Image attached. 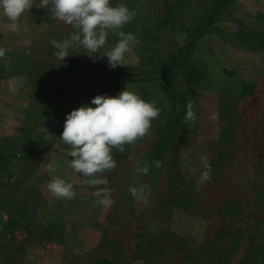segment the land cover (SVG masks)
Returning a JSON list of instances; mask_svg holds the SVG:
<instances>
[{"label": "rangeland", "instance_id": "rangeland-1", "mask_svg": "<svg viewBox=\"0 0 264 264\" xmlns=\"http://www.w3.org/2000/svg\"><path fill=\"white\" fill-rule=\"evenodd\" d=\"M215 1L112 0L135 10L133 28L126 24L123 30L138 38L124 65L115 68L106 56L96 59L79 45L58 59L51 41L75 29L50 9L37 7L40 0L22 14L14 31L0 10L6 50L0 57V136L37 135L103 94L110 80L149 75L165 54L184 45L188 25ZM176 3L183 11L175 7L176 20L149 32ZM257 12L264 13V0H233L224 9L216 27L172 73L174 104L158 80L129 82L112 94L127 87L161 108L148 133L124 145L114 168L93 176L76 172L59 136L19 192L1 202L0 264H240L252 246V232L264 229V48L252 49L233 34L255 23L250 15ZM119 38L109 30L105 49ZM245 84L254 85L251 93L244 92ZM189 103L195 119L186 120ZM163 104L175 112L178 132L169 154L153 160L149 150L158 138ZM35 108L42 122L27 129V112ZM203 157L211 165V179L201 184ZM145 164L146 175L137 171ZM57 176L73 183L75 200L48 189ZM101 177L108 183H91ZM140 185L146 186L143 200L130 191ZM105 188L114 200L110 206L101 203ZM231 200L238 203L223 215L219 209ZM17 220L21 226H10ZM256 241L264 245V235Z\"/></svg>", "mask_w": 264, "mask_h": 264}, {"label": "clouds", "instance_id": "clouds-1", "mask_svg": "<svg viewBox=\"0 0 264 264\" xmlns=\"http://www.w3.org/2000/svg\"><path fill=\"white\" fill-rule=\"evenodd\" d=\"M34 0H0V10L9 21L8 27L16 30L19 19L33 6ZM37 7L50 9L52 16L75 29L63 40L53 39L52 45L57 50L55 55L64 60L70 50L76 46L87 49L96 59L107 57L109 67L122 64L126 53L138 38L132 32H125L123 26L135 17V10L126 3L114 4L112 0H40ZM109 30L120 38L110 48L105 49ZM102 49H105L102 51ZM5 48L0 46V57L5 55ZM99 53L97 57L95 54ZM161 108L156 100H146L135 91L125 87L117 95L97 94L91 103L81 104L66 113V119L60 139L70 151L71 167L84 176H93L116 166L113 148L124 150L125 144L134 143L145 136L152 120L158 117ZM185 119H195L191 103L188 104ZM205 160V170L199 177L200 183L211 179V165ZM159 167V161L156 162ZM137 171L149 172L145 164ZM91 183L107 184V178L93 179ZM58 198L70 199L75 195L73 183L57 176L47 185ZM131 193L139 200L145 198L146 186L131 187ZM101 203L112 205L114 200L108 195L110 189H103Z\"/></svg>", "mask_w": 264, "mask_h": 264}, {"label": "trees", "instance_id": "trees-1", "mask_svg": "<svg viewBox=\"0 0 264 264\" xmlns=\"http://www.w3.org/2000/svg\"><path fill=\"white\" fill-rule=\"evenodd\" d=\"M232 2L233 0H216L213 5L206 10L207 12H205L203 18L190 23L188 25V35L184 41V45L177 48V50L172 53L165 54V57L162 58V61L158 64L155 71L147 76H129L127 79H112L104 93L112 95L119 87L129 82L136 83L158 80L169 90L171 102L174 104L175 84L172 81V73L177 67L184 65V63L190 59L200 39L207 32L212 31L216 27L224 9ZM175 7L181 9L182 5L178 3L170 5L166 15L160 19L153 28H148V31L152 33L156 29L160 31L163 26L167 27L170 22L175 21L177 16ZM181 12H183L182 9ZM250 17H254L255 23L252 20L249 26L241 25V27H237L233 35H235V38L241 43L250 46L252 49L264 48V13L257 12L254 15L251 14ZM127 24L133 28V21ZM0 46H3L1 35ZM252 86L254 85L245 84L244 92L251 93ZM87 103H91V99ZM36 111V108L28 110L27 113L29 114L26 116L27 119L24 120V124H27V129H31V127L38 124V122H42L40 119L42 116H37L35 114ZM163 112L164 118L161 123H159L155 132L158 138L149 150V156L153 160H161L169 154L173 148L175 135L178 132L179 121L175 112L167 111L164 108V104ZM48 115V112L45 111L44 116L47 118ZM63 126L64 122L58 125L56 124L47 130L40 131L37 135H29V133L24 132L14 136H0V207L4 205L1 202L10 198L13 193L19 192L24 179L31 177L32 172L37 168L42 156L53 147V144H55L57 138L62 133ZM112 151L116 163L119 162L120 158L123 156L122 151L117 148H113ZM237 203L238 200L228 201L222 205L219 212L223 215H228L229 212L235 208ZM64 206H68V204L65 203ZM10 226L19 227L21 226V222L20 220L11 222ZM47 228L51 229L52 226L50 225ZM26 230L30 235L35 232L30 224L26 226ZM263 235L264 229H256L252 232V246L241 260L240 264H264V245L261 241H256L259 238L261 239ZM229 253L231 252L227 251L225 255ZM222 255H224V253H222ZM0 256H2V252ZM217 257H219V255Z\"/></svg>", "mask_w": 264, "mask_h": 264}]
</instances>
